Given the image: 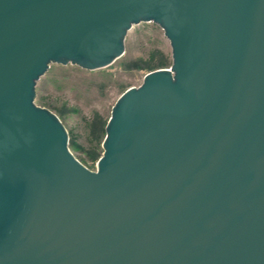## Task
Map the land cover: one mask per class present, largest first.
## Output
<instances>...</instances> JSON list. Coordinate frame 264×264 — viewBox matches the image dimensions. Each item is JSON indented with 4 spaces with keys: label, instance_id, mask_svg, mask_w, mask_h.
<instances>
[{
    "label": "water",
    "instance_id": "obj_1",
    "mask_svg": "<svg viewBox=\"0 0 264 264\" xmlns=\"http://www.w3.org/2000/svg\"><path fill=\"white\" fill-rule=\"evenodd\" d=\"M141 23L172 66L118 99L91 171L37 83ZM0 264H264V0H0Z\"/></svg>",
    "mask_w": 264,
    "mask_h": 264
},
{
    "label": "rangeland",
    "instance_id": "obj_2",
    "mask_svg": "<svg viewBox=\"0 0 264 264\" xmlns=\"http://www.w3.org/2000/svg\"><path fill=\"white\" fill-rule=\"evenodd\" d=\"M172 49L161 27L141 23L125 41V54L112 65L86 70L53 64L37 83L36 104L62 121L75 157L91 171L103 156L102 146L112 109L128 89L138 88L147 74L171 68Z\"/></svg>",
    "mask_w": 264,
    "mask_h": 264
}]
</instances>
